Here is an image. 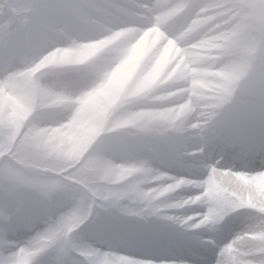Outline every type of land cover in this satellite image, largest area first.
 Listing matches in <instances>:
<instances>
[{
    "label": "clouds",
    "instance_id": "9594fccd",
    "mask_svg": "<svg viewBox=\"0 0 264 264\" xmlns=\"http://www.w3.org/2000/svg\"><path fill=\"white\" fill-rule=\"evenodd\" d=\"M0 264H264V0H0Z\"/></svg>",
    "mask_w": 264,
    "mask_h": 264
}]
</instances>
